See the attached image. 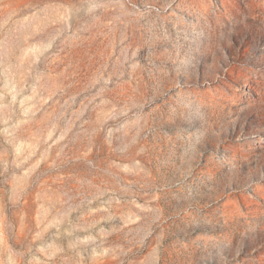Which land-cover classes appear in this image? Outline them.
<instances>
[{"label": "rangeland", "instance_id": "rangeland-1", "mask_svg": "<svg viewBox=\"0 0 264 264\" xmlns=\"http://www.w3.org/2000/svg\"><path fill=\"white\" fill-rule=\"evenodd\" d=\"M0 264H264V0H0Z\"/></svg>", "mask_w": 264, "mask_h": 264}]
</instances>
